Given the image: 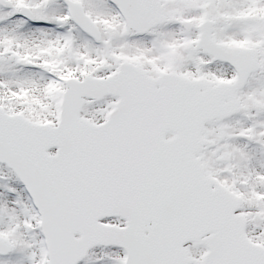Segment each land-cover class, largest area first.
I'll return each mask as SVG.
<instances>
[{
  "label": "snow or ice",
  "instance_id": "6c2138e0",
  "mask_svg": "<svg viewBox=\"0 0 264 264\" xmlns=\"http://www.w3.org/2000/svg\"><path fill=\"white\" fill-rule=\"evenodd\" d=\"M0 264H264V0H0Z\"/></svg>",
  "mask_w": 264,
  "mask_h": 264
}]
</instances>
